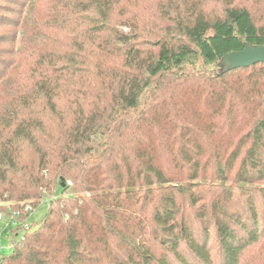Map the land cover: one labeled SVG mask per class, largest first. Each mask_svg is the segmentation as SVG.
Returning <instances> with one entry per match:
<instances>
[{"label": "trees", "instance_id": "16d2710c", "mask_svg": "<svg viewBox=\"0 0 264 264\" xmlns=\"http://www.w3.org/2000/svg\"><path fill=\"white\" fill-rule=\"evenodd\" d=\"M246 44L264 0H0V213L51 198L0 264L264 260V64L222 66Z\"/></svg>", "mask_w": 264, "mask_h": 264}, {"label": "rangeland", "instance_id": "374dc122", "mask_svg": "<svg viewBox=\"0 0 264 264\" xmlns=\"http://www.w3.org/2000/svg\"><path fill=\"white\" fill-rule=\"evenodd\" d=\"M125 31H128L127 28H125ZM6 32L8 35H14L16 33V30L12 27H9L6 29ZM59 196V195H57ZM60 197V196H59ZM51 199V198H49ZM49 199L45 198L42 203L38 206V208L32 213L31 217L27 221V225L31 227L32 229L38 228V226L42 223L44 220L49 207ZM4 224H0V232L3 230ZM25 232L19 231L18 235L14 238L15 243L20 242L24 237ZM12 237L4 235L1 239L2 244V250L1 253L3 255L9 254L12 251ZM249 264H264V260L257 261L253 260L250 261Z\"/></svg>", "mask_w": 264, "mask_h": 264}, {"label": "water", "instance_id": "95a60500", "mask_svg": "<svg viewBox=\"0 0 264 264\" xmlns=\"http://www.w3.org/2000/svg\"><path fill=\"white\" fill-rule=\"evenodd\" d=\"M264 64V46L245 45L241 51L231 52L222 60L223 70L250 67Z\"/></svg>", "mask_w": 264, "mask_h": 264}, {"label": "built area", "instance_id": "2783aa9c", "mask_svg": "<svg viewBox=\"0 0 264 264\" xmlns=\"http://www.w3.org/2000/svg\"><path fill=\"white\" fill-rule=\"evenodd\" d=\"M28 211L30 212V217H31V215H32V213L34 212L31 208H28ZM17 216H18V214H16ZM29 217V218H30ZM28 221V220H27ZM0 224H4V228H3V230L0 232V252H1V250L3 249L2 248V244H1V239H2V237L4 236V235H6V236H10V237H12V236H17L18 235V233H19V231H24V232H26V231H28V230H30V227L27 225V222L23 225V227H22V229H19L18 231H17V233H15L14 231H13V228H17V227H19L18 226V223H17V221L16 220H14L12 217H8V216H6L4 213H0ZM24 238V237H23ZM23 240V239H22Z\"/></svg>", "mask_w": 264, "mask_h": 264}]
</instances>
